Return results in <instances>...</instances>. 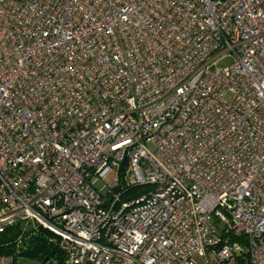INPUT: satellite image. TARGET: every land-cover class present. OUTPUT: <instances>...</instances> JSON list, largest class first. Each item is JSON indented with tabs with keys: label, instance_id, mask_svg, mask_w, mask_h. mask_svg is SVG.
Here are the masks:
<instances>
[{
	"label": "built area",
	"instance_id": "obj_1",
	"mask_svg": "<svg viewBox=\"0 0 264 264\" xmlns=\"http://www.w3.org/2000/svg\"><path fill=\"white\" fill-rule=\"evenodd\" d=\"M21 223L64 264H264V0H0V235Z\"/></svg>",
	"mask_w": 264,
	"mask_h": 264
},
{
	"label": "trees",
	"instance_id": "obj_2",
	"mask_svg": "<svg viewBox=\"0 0 264 264\" xmlns=\"http://www.w3.org/2000/svg\"><path fill=\"white\" fill-rule=\"evenodd\" d=\"M125 175H126V167L122 166L119 169V177H120V182H124L125 180ZM142 191L140 187H130L128 191L125 193V195H137ZM43 235H47L46 231L42 230L41 231ZM19 231L17 227H10L6 229L1 235H0V253L1 254H7V253H12L15 251L16 247V241H17V235ZM22 237H24L22 235ZM23 239V238H21ZM30 245L28 244L27 247ZM58 253V258L60 259V262L64 261L63 255L61 252L57 249V247L51 243L50 248L42 255L49 254L48 256ZM41 255V256H42Z\"/></svg>",
	"mask_w": 264,
	"mask_h": 264
},
{
	"label": "rangeland",
	"instance_id": "obj_3",
	"mask_svg": "<svg viewBox=\"0 0 264 264\" xmlns=\"http://www.w3.org/2000/svg\"><path fill=\"white\" fill-rule=\"evenodd\" d=\"M114 176H115V173H111V174L106 175L103 178V181L98 179L95 183L96 187L105 192L106 184H108L113 179ZM32 227H33L32 224H29V225H25L24 223L20 224V227L18 229L19 233L17 235L18 239L23 238L20 241V244H21L20 246L23 247L27 241L26 239L27 237H22V235H24V232H27V233L30 232L32 230ZM47 238L50 239L51 236L47 234ZM49 243H50V240H49ZM48 255L49 254L42 255L36 258H25V257H19L16 254L15 259L18 264H64L65 262V261L60 262V259L58 258V253L52 254L50 256Z\"/></svg>",
	"mask_w": 264,
	"mask_h": 264
},
{
	"label": "water",
	"instance_id": "obj_4",
	"mask_svg": "<svg viewBox=\"0 0 264 264\" xmlns=\"http://www.w3.org/2000/svg\"><path fill=\"white\" fill-rule=\"evenodd\" d=\"M31 245L17 253L19 257L25 258H36L39 257L45 246L47 245V240L45 237L38 235H31L29 238Z\"/></svg>",
	"mask_w": 264,
	"mask_h": 264
},
{
	"label": "flooded vegetation",
	"instance_id": "obj_5",
	"mask_svg": "<svg viewBox=\"0 0 264 264\" xmlns=\"http://www.w3.org/2000/svg\"><path fill=\"white\" fill-rule=\"evenodd\" d=\"M38 236L45 237L42 233H39ZM26 244L31 245L30 240H27V241H26ZM50 244H51V243L47 242V245L45 246V248L43 249V251L41 252V254H40L39 256H41L42 254H44V253L49 249Z\"/></svg>",
	"mask_w": 264,
	"mask_h": 264
}]
</instances>
